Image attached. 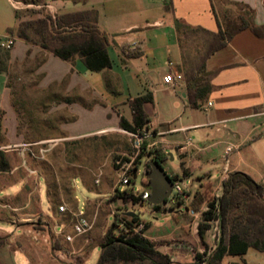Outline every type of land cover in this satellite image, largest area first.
I'll return each mask as SVG.
<instances>
[{"label":"crops","instance_id":"1","mask_svg":"<svg viewBox=\"0 0 264 264\" xmlns=\"http://www.w3.org/2000/svg\"><path fill=\"white\" fill-rule=\"evenodd\" d=\"M229 1L234 3L232 6H246L253 11L256 24L264 25V0ZM56 3V7L48 6L64 8L65 12L97 11V26L110 39L112 67L91 70L79 57L64 60L10 32V28L16 30L23 18L13 0H0V38L6 35L15 38L8 57L11 68L0 66V144L22 142L26 137L31 140L59 138L67 145L76 144L78 140L121 126V118L132 124L130 100L151 93L153 100L144 104L148 117L146 126L157 130L149 140V158H153L151 150L158 149L166 154V160L168 156L173 160L175 150L181 158L182 169L187 170L184 177L207 167L199 177L197 189L187 187V202L178 211V217L183 220L181 225L174 216L177 227L173 233L166 232L163 238L149 237L157 242L159 251L174 260L176 251L185 249L188 235L198 234L199 224L203 223L198 220L199 207L212 199L225 176L243 172L256 182L264 183V39L244 29L208 57L205 69L213 73L212 88L198 101V107H192L175 20L218 31L211 0H85L83 3L66 0ZM125 49L129 54L140 55L126 56ZM168 73H182L184 80L175 85L167 84L163 78ZM17 85L19 89L15 88ZM28 89L38 93L34 100L27 95ZM15 96L24 97L23 109L19 108ZM28 107L41 109V117L34 110L30 114ZM167 127L178 130L158 133ZM187 137L193 139L195 146L182 150L180 144ZM229 145L234 149L227 153ZM15 157L20 159L17 153L4 152L5 167L0 163V198L18 201L19 197H24L25 203L14 209L31 207V214L48 215L43 208L40 178L46 181L51 207L48 168L55 169V160H30L33 162L29 161L30 174L21 165V159L18 164L13 163ZM44 161L49 163L48 168L43 165ZM215 169L219 171L218 176ZM20 170L28 174L21 175ZM79 176L87 182L84 172L76 173L75 182ZM134 187L139 192L145 190ZM31 216L27 212L22 215L23 218ZM207 231L206 242L211 243ZM173 234L181 235L179 248H174V238H164ZM200 241L198 234L194 240L198 251L204 249ZM252 251L264 256V251L250 247L242 255H225L223 262L230 259L229 264H247L246 256ZM261 257H256L258 264L263 261Z\"/></svg>","mask_w":264,"mask_h":264},{"label":"rangeland","instance_id":"2","mask_svg":"<svg viewBox=\"0 0 264 264\" xmlns=\"http://www.w3.org/2000/svg\"><path fill=\"white\" fill-rule=\"evenodd\" d=\"M23 18V20H35L44 18L47 15L53 17L60 16L65 12L64 8L52 9L48 5L56 7V1L62 2L66 0H13ZM71 3L79 1L83 3L85 0H69ZM219 10L220 18L226 26L230 20L233 23H239L237 16L243 12L241 7L229 5L221 0L216 1ZM229 18L225 19L224 14ZM76 29L81 30L79 25L66 26L61 29L64 32ZM185 39V37H184ZM186 47V71L188 72L191 62L197 60L202 55V45L193 40V37L185 39ZM8 49H3L0 56V66H10L8 61ZM75 59V58H74ZM187 75V74H186ZM14 82L13 80H11ZM19 89V85L15 86ZM31 88V87H30ZM17 92V91H16ZM15 92V95L17 94ZM38 93L35 94L31 89L27 90L29 98L34 100ZM24 95V93H22ZM16 102L21 107V102L24 97H16ZM27 100L30 102V100ZM30 114L37 113L41 117V109L28 107ZM34 113V114H35ZM62 115H65L62 113ZM121 126L103 131L96 136L87 137L78 140L76 144L67 145L64 141H60L57 147L47 157L48 160H55L56 167L49 169L44 161L43 165L48 168V193L51 200V207L47 199L46 181L43 177L40 178L42 187L43 208L48 215H38L33 213V208L28 207L24 210L14 209L18 205H22L24 197H19L18 201H11L0 198V264H97L102 252V244L107 230L113 223L117 224L116 235L125 230L124 220L127 217V212H135L144 221L150 222L151 227L146 230L145 236L148 238H163L161 237L166 232L173 233L177 227L174 219L178 217L180 206L167 207L164 203L161 208H155L149 201H140L135 203L134 200L124 199L122 195V183L120 180V173L115 166V160L119 155L131 156L136 152L134 138L124 131ZM23 141H34L31 138H25ZM2 142L0 138V143ZM141 152L144 155L139 163V173L134 184L138 189H150L147 184H143L144 170L149 158V141L145 142ZM144 143V144H145ZM16 153V152H12ZM174 159L170 156L162 164L170 177L173 174H178L179 179L184 181L186 186L193 190L197 189L200 184L199 177L204 174V170H197L190 176H183L182 161L178 153L172 151ZM17 157L13 160L14 164H18ZM30 163H33L30 161ZM76 164V165H75ZM44 167V166H43ZM26 169V168H25ZM31 170V169H30ZM27 170L30 174L32 172ZM20 170L21 175L26 176L28 173ZM86 173L87 182H84L82 177L77 178L75 182L76 173ZM216 176L219 175L218 169L214 170ZM100 174V183H96V179ZM3 176H5L3 174ZM146 177V175H145ZM146 180L148 178L146 177ZM264 187V183L262 184ZM126 188V187H124ZM139 191L134 190L135 196ZM210 199L204 205L199 207L201 212L200 219L203 213L206 212V206L212 202ZM63 205L65 210H61ZM84 210L85 216L92 223V228L84 235L77 236L74 241H67L66 236L73 233V223L76 219V213ZM32 215L31 217L23 218L24 213ZM179 218L178 225L183 222ZM191 221V220H190ZM123 222V223H122ZM192 222V221H191ZM140 230L141 227H136ZM198 235V234H197ZM197 235L187 237V245L185 249L177 250L173 255L174 262L194 263L200 264L196 261L198 255L202 256V251H198L194 244ZM164 238H174V248H179V241L181 235L173 234ZM179 239V240H178ZM198 239V238H197ZM2 240V241H1ZM211 240V239H210ZM159 242V241H158ZM201 242L204 252H208L211 243L208 246ZM184 247V246H183ZM194 251V253H193ZM262 256L264 264V256L257 251H252L246 256L247 264H258L257 256ZM249 257V258H248ZM234 260L237 257H232ZM239 261V259H236ZM230 259L220 263L208 256L206 264H229ZM115 264H126L118 262ZM128 264H148L147 262H134Z\"/></svg>","mask_w":264,"mask_h":264},{"label":"trees","instance_id":"3","mask_svg":"<svg viewBox=\"0 0 264 264\" xmlns=\"http://www.w3.org/2000/svg\"><path fill=\"white\" fill-rule=\"evenodd\" d=\"M216 1L219 0H211L212 10L218 21V31L216 32L209 31L201 26H191L178 18L175 20L184 59H186L185 39L188 40V38L193 37L194 41L202 45L203 50L202 55L191 62L186 75L187 90L192 107H198V101L203 100L212 88L213 73L207 72L205 69V62L208 57L225 47L237 33L244 29H249L256 36L264 39V25L256 24L253 11L245 8L246 6L242 4H236L238 7L243 8V12H240L237 16L239 23H233L229 20L224 26ZM221 1L234 5L229 0ZM224 17L226 20L229 18L226 13ZM97 20V11L90 9L67 12L57 17L47 15L44 18L35 20H23L18 24L16 30L10 28L9 31L15 32L17 36L51 51L64 60L71 61L79 57L91 70L101 71L105 68H111L112 60L108 49L110 45L109 36L98 28ZM68 25H79L81 30L73 29L69 32L61 30ZM3 49L5 48H0V55ZM123 52L129 57L140 55V53L129 54L126 49ZM152 100L151 93L130 100L133 110V123L131 124L121 118V127L128 131H136L147 127L148 117L144 110V104ZM1 123L0 113V138ZM151 152L153 158L161 164L167 158L161 150L152 149ZM143 155L144 152H141L135 161L131 172V184L127 185L121 192L124 199L134 200L135 203H138L140 199L142 200L141 192L135 196L134 184L138 177L139 163ZM0 163L4 168V152L2 151H0ZM186 173L187 170L183 168V175L185 176ZM178 177V175H175L171 178L176 180ZM143 183L147 184L148 180L144 178ZM210 205L213 204L210 203ZM154 207L161 208V205H154ZM128 213L124 220V229L127 232L116 235L118 227L116 223H113L107 230L97 264H115L118 262L128 264L139 261L148 264H196L194 262L172 261L170 255L157 249V242L145 236L150 223L142 220L139 215H129ZM204 219H212L210 212H205ZM220 220L221 235L218 246L212 253L214 260L221 263L225 255H242L250 247L264 251V187L262 184L243 172L230 174L224 182V193L220 198ZM141 224H143L142 227L137 230L136 227ZM209 228L210 225L207 223L199 224L198 234L205 246H208L206 230Z\"/></svg>","mask_w":264,"mask_h":264},{"label":"built area","instance_id":"4","mask_svg":"<svg viewBox=\"0 0 264 264\" xmlns=\"http://www.w3.org/2000/svg\"><path fill=\"white\" fill-rule=\"evenodd\" d=\"M15 42V38L12 35H6L4 38H0V48L11 49ZM164 82L170 85H175L177 82L184 80V76L182 73H168L163 78ZM211 105V103H209ZM156 128L145 127L143 129H138L136 131H128L129 135L134 138V146L136 152L131 156L119 155L115 160V166L117 167L120 173V180L122 183V191L127 187V185L131 184L132 179V169L134 168L135 161L137 157L141 154V151L144 147V143L149 141L156 133ZM177 128L174 127H167L164 130H160L158 133L164 134L168 132L177 131ZM62 139L59 138H52V139H43V140H34V141H22L18 143H10V144H0V151L2 152H16L20 159L21 165L26 169L29 168V161L30 160H46L48 155L57 147L59 142ZM149 146V144H148ZM195 146L194 141L191 137H187L186 140L180 144V148L182 150H186L187 148ZM234 149L233 145H229L226 149L227 153L232 152ZM32 172V170H30ZM229 175L225 176L221 181L219 190L217 193L212 197L213 205L208 204L206 206V212H210L212 219L205 220L203 213L201 222L207 223L210 225L208 229V235L212 240L211 246L208 249V252H204L202 250V256H197L196 261L200 262V264H206L208 261V256L212 255L213 251L217 248L219 238L221 235V220H220V198L224 193V182L228 179ZM174 185L170 195L167 198L166 206L171 208L174 206H183L187 202L186 194H187V187L184 184V181L177 178L173 180ZM96 183H100V174L96 179ZM151 190L145 189L141 192L142 201H148L150 198ZM61 210H65L63 205L60 206ZM76 219L73 223V233L68 234L65 238L67 241H74L77 236H81L89 232L92 228V223L90 220L85 216L84 210H80L78 213L75 214ZM141 224L139 227H142Z\"/></svg>","mask_w":264,"mask_h":264},{"label":"water","instance_id":"5","mask_svg":"<svg viewBox=\"0 0 264 264\" xmlns=\"http://www.w3.org/2000/svg\"><path fill=\"white\" fill-rule=\"evenodd\" d=\"M145 175L148 178V187L151 189L149 202L153 205H162L166 203L168 196L173 189V179L164 169L163 165L154 158L146 163ZM129 215H137L135 212H129Z\"/></svg>","mask_w":264,"mask_h":264}]
</instances>
